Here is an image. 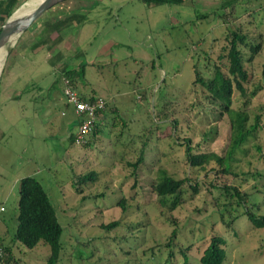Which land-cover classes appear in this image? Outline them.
<instances>
[{
    "label": "rangeland",
    "instance_id": "rangeland-1",
    "mask_svg": "<svg viewBox=\"0 0 264 264\" xmlns=\"http://www.w3.org/2000/svg\"><path fill=\"white\" fill-rule=\"evenodd\" d=\"M39 1L19 2L14 15L28 12ZM240 1L236 23L254 43L260 42L259 51L246 56L251 85L261 84L248 108L264 120V9L257 7L264 0ZM221 2L147 5L141 0H62L0 49V129L4 132L0 243L11 241L19 181L31 175L41 181L63 226V253L57 264H201L199 258L213 234L226 240L222 264H264V228L255 227L241 207L233 212L234 220L227 209L221 214L215 198L227 201L211 185L214 174L189 169L184 146L175 135L169 136L170 128L161 132L154 127L177 118L178 135L191 137L193 152H224L229 136L225 114L204 97L200 87L191 86L194 63L201 73H210L208 62L220 51L219 38L226 26L213 15L196 16L210 14ZM243 5L250 9L244 11ZM63 16L71 20L58 22V27H65L60 41L54 29L46 42L33 49L31 43L45 38L44 22ZM61 45L67 48L66 66L83 69V75L75 77L77 90L105 100V110L96 121L97 136L87 146L68 139L76 134L77 122L61 114L62 83L55 69L62 65L55 61ZM16 93L17 99H10ZM232 97L237 106L241 99L236 92ZM211 126L212 139H202V132ZM147 130L144 161L134 175L127 162L136 158L141 133ZM254 143L264 147V129L237 151L236 170L261 167ZM158 168L175 177L188 171L190 177L182 203L172 211L159 206L151 189ZM83 173H92L94 179L74 185V174ZM233 184L249 191L256 185L257 210L264 213V177L255 180L240 174ZM122 198L129 203L124 211L118 203ZM113 221L118 223L105 227ZM172 230L175 235L167 245ZM12 251L18 257L15 264H45L49 247L38 242L32 248L12 245Z\"/></svg>",
    "mask_w": 264,
    "mask_h": 264
},
{
    "label": "trees",
    "instance_id": "trees-1",
    "mask_svg": "<svg viewBox=\"0 0 264 264\" xmlns=\"http://www.w3.org/2000/svg\"><path fill=\"white\" fill-rule=\"evenodd\" d=\"M147 5H163V4H182L183 0H141ZM247 1V0H246ZM240 0H222L216 7L210 9L209 13H198L197 18L207 19L213 15L214 19H220L226 26L222 36L219 38L220 51L216 58L212 59L211 70L209 74H203L198 69V65L194 63L193 79L191 86H198L204 92V97L214 104L220 106L225 114L229 125V136L227 146L222 154L214 151L193 152L191 147V137L188 135L179 136V122L177 118L172 121L164 120L154 123L155 129L161 132L170 128L169 136H176L179 144L184 146L185 163L190 168L203 170L206 173H213L215 176L214 182L211 185L220 190V194L226 198V201L218 202L215 198L216 206L221 212L224 209L228 210V214L233 216V212H238L240 207L243 209L247 219L255 226L264 228V213H259L256 193L259 188L254 185L253 190H241L237 185L233 184V180L240 174H250L255 180L264 177V147L258 143H254L253 147L257 151V160L262 163L260 168H254L250 172H241L236 170L234 162L236 161L235 154L237 151H243V145L250 138H256L259 130L264 129V120H261L260 113L252 112L248 108L249 101L257 91L261 88V84L251 85L252 72L249 71L246 62L247 54H255L259 51L260 42L254 43L247 33L236 23L239 16L238 7ZM19 4V0H0V29L7 18L14 12ZM264 9V1L257 6ZM250 9L249 6L243 5V10ZM70 16L58 20H46L42 33H45L43 40H38L31 43L34 49L38 45L46 42L50 37V33L55 29L57 31V41H60L67 24L71 19ZM194 20V19H192ZM64 21L60 27L58 22ZM59 28V29H58ZM20 36V35H19ZM18 36V37H19ZM207 61L211 60L209 52H206ZM83 64L81 65V67ZM62 75L69 80V84L77 91L79 97L83 100H94L98 96L92 94H84L77 90L75 83L76 76L83 75V69L79 71L67 66L62 68ZM261 75L264 77V61L262 62ZM237 93L241 102L237 106H233V94ZM143 94V93H142ZM97 123V122H96ZM94 124L91 131L88 133V138L81 144L87 146L91 144L96 136L98 127ZM163 128V129H162ZM150 130L141 133V145L136 158L128 161L133 174L144 161V148L149 141ZM213 126L204 130L201 134L202 139L211 140ZM4 133L0 129V140ZM70 141H75V135L69 138ZM209 168V169H207ZM261 168L263 170H261ZM75 182H86L93 180L94 175L91 173L74 174ZM219 180H218V179ZM190 179L188 171L184 177H175L168 173L164 168L157 169V175L150 183L152 191L156 194L157 203L160 207L168 211L174 210L182 203V193L186 181ZM19 198L17 202L16 226L11 236L9 244L0 243V248L7 253L6 261L14 263L18 257L13 255L12 245L32 248L38 242L47 244L49 253L45 260V264H57L62 255V234L63 226L60 224L56 209L52 204L47 191L43 187L41 181L34 176L26 175L20 178L19 181ZM120 207L124 211L129 203L126 198H122L119 202ZM223 206V207H222ZM222 208V209H221ZM230 209V210H229ZM222 217V216H221ZM235 215L230 220H234ZM118 221H113L105 227H113ZM231 221L226 222L229 225ZM175 230L169 236L167 245H171ZM225 237L220 234H213L206 247L204 248L199 260L201 264H222L225 258ZM171 255V252H170ZM140 264V263H139Z\"/></svg>",
    "mask_w": 264,
    "mask_h": 264
},
{
    "label": "built area",
    "instance_id": "built-area-1",
    "mask_svg": "<svg viewBox=\"0 0 264 264\" xmlns=\"http://www.w3.org/2000/svg\"><path fill=\"white\" fill-rule=\"evenodd\" d=\"M62 95L67 104H71L78 116L77 132L75 141L83 142L85 136L91 131L99 116L105 110V100L97 97L94 100H83L69 84L66 77H62ZM6 251L0 248V264H14L6 261Z\"/></svg>",
    "mask_w": 264,
    "mask_h": 264
},
{
    "label": "water",
    "instance_id": "water-1",
    "mask_svg": "<svg viewBox=\"0 0 264 264\" xmlns=\"http://www.w3.org/2000/svg\"><path fill=\"white\" fill-rule=\"evenodd\" d=\"M62 0H40L36 6L28 12L14 15L12 13L3 23L0 29V49L9 45L13 39L18 37L29 25L46 10Z\"/></svg>",
    "mask_w": 264,
    "mask_h": 264
},
{
    "label": "crops",
    "instance_id": "crops-1",
    "mask_svg": "<svg viewBox=\"0 0 264 264\" xmlns=\"http://www.w3.org/2000/svg\"><path fill=\"white\" fill-rule=\"evenodd\" d=\"M22 1V2H21ZM24 1H27V0H19V2L22 4ZM20 4V5H21ZM57 11H61V10H57ZM57 13V12H56ZM65 17H67V16H65ZM61 18H64V16L63 17H57V19L56 18H54L55 20H58V19H61ZM69 18H71V17H69ZM54 19H52V20H54ZM54 20V21H55ZM43 23V22H42ZM59 29V28H58ZM34 32H36V30H34ZM33 32V33H34ZM57 36V31H55V37ZM62 47V51H60L58 54H55V61L56 62H61L62 63V65L61 66H59L58 67V65H55V69H58L59 71H57L58 72V75H59V80H60V82L62 83V77L64 76V75H62V68L64 67V66H66V64H67V61H66V55H65V51L67 50V48L66 47H64L63 45H61ZM64 52V53H63ZM56 62H55V64H56ZM57 78H58V76H57ZM56 81H59V80H57V79H55ZM17 97H18V95H17V93L14 95V94H12V95H10V99L11 98H13V99H17ZM63 96H62V94H61V99H62V101H63V103H64V113H62L61 112V114L62 115H64L65 114V116H66V119H69V120H71V119H75L76 120V122L78 123V116L76 115V113H75V111H74V109H73V107H72V105L71 104H67L66 102H65V100H64V97L62 98ZM55 99H56V96H55ZM65 119V120H66ZM2 131V130H1ZM3 132V131H2ZM4 133V132H3ZM72 136V134H69V136H68V139L70 138Z\"/></svg>",
    "mask_w": 264,
    "mask_h": 264
}]
</instances>
